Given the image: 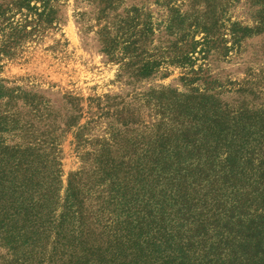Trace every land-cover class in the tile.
<instances>
[{
  "label": "trees",
  "instance_id": "1",
  "mask_svg": "<svg viewBox=\"0 0 264 264\" xmlns=\"http://www.w3.org/2000/svg\"><path fill=\"white\" fill-rule=\"evenodd\" d=\"M249 2L257 27L231 23L228 51L264 33V0ZM57 5L3 0L0 54L40 39L57 23ZM226 22L170 7L168 52L180 67L192 68L193 78L181 79L185 91L164 88L150 102L163 116H175V135L143 141L142 153L136 143L123 144V162L97 167L88 174L92 182L77 172L63 187L55 141L1 137L18 124L7 109L18 106L21 89L0 80V109H6L0 117V264H264V99L254 87L228 88L233 84L219 85L192 67L198 47L208 57L214 27ZM198 31L205 34L201 41L191 38ZM130 37L135 47L139 41ZM166 55L158 51L153 61H133L128 70L150 77ZM224 94L240 98L227 103Z\"/></svg>",
  "mask_w": 264,
  "mask_h": 264
},
{
  "label": "rangeland",
  "instance_id": "2",
  "mask_svg": "<svg viewBox=\"0 0 264 264\" xmlns=\"http://www.w3.org/2000/svg\"><path fill=\"white\" fill-rule=\"evenodd\" d=\"M174 3L183 15L227 21L214 27L216 42L208 57L198 47L195 71L204 70L201 75L219 85L233 84L228 88L254 87L264 99V33H254L228 51L233 47L231 23L257 27L249 0H58L54 26L15 54H0V80L7 89H21L18 106L7 109L9 120L15 117L18 124L1 137L55 141L63 187L71 174L82 172L83 182H89L87 176L92 182L95 177L88 174L97 167L123 162V144L136 143L135 151L142 153L143 141L170 140L178 125L175 116L160 114L150 99L164 88L185 91L181 79L193 78L192 68L180 67L168 52L174 37L167 35L166 25ZM132 33L139 41L135 47ZM192 37L201 41L205 34L198 31ZM155 49L167 54L155 74L146 78L128 70L133 61L138 66L157 58ZM221 98L233 103L240 97ZM247 100L252 101L251 94ZM3 110L0 117L6 115Z\"/></svg>",
  "mask_w": 264,
  "mask_h": 264
}]
</instances>
